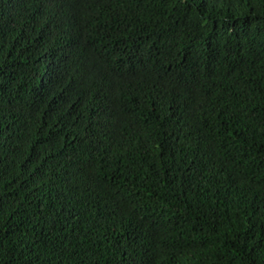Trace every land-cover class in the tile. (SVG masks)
Returning <instances> with one entry per match:
<instances>
[{"label":"trees","instance_id":"16d2710c","mask_svg":"<svg viewBox=\"0 0 264 264\" xmlns=\"http://www.w3.org/2000/svg\"><path fill=\"white\" fill-rule=\"evenodd\" d=\"M0 264H264V0H0Z\"/></svg>","mask_w":264,"mask_h":264}]
</instances>
